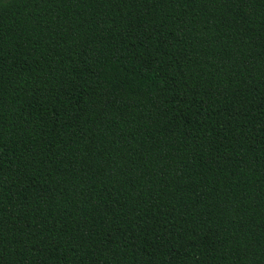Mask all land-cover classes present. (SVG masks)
Instances as JSON below:
<instances>
[{"label":"trees","instance_id":"1","mask_svg":"<svg viewBox=\"0 0 264 264\" xmlns=\"http://www.w3.org/2000/svg\"><path fill=\"white\" fill-rule=\"evenodd\" d=\"M0 264H264V0H0Z\"/></svg>","mask_w":264,"mask_h":264}]
</instances>
